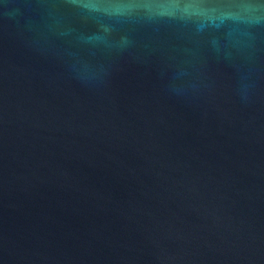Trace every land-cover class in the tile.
Segmentation results:
<instances>
[{"label":"water","instance_id":"95a60500","mask_svg":"<svg viewBox=\"0 0 264 264\" xmlns=\"http://www.w3.org/2000/svg\"><path fill=\"white\" fill-rule=\"evenodd\" d=\"M0 264H264V0H0Z\"/></svg>","mask_w":264,"mask_h":264}]
</instances>
